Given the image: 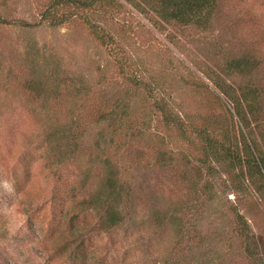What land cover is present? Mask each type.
Segmentation results:
<instances>
[{
  "label": "rangeland",
  "instance_id": "1",
  "mask_svg": "<svg viewBox=\"0 0 264 264\" xmlns=\"http://www.w3.org/2000/svg\"><path fill=\"white\" fill-rule=\"evenodd\" d=\"M51 2L0 0V18L30 24L0 27V264H242L229 210L243 213L264 253V185L251 186L238 170H197L193 162L202 160L197 135L240 138L223 126L228 114L208 77L237 85L226 67L246 55L259 74L242 81L264 85V2L222 0L220 15L201 29L163 22L141 11V0H113L112 16H95V23L118 52L100 46L78 18L42 23ZM122 69L139 87L126 112L150 129L119 154L137 194L120 226L92 231L79 248V240L66 239L72 223L95 221L76 202L101 183L96 120L123 94ZM161 98L187 117L200 145L188 149L157 127ZM58 126L81 136L74 155L68 131L54 136ZM168 158L172 168L161 170Z\"/></svg>",
  "mask_w": 264,
  "mask_h": 264
},
{
  "label": "trees",
  "instance_id": "2",
  "mask_svg": "<svg viewBox=\"0 0 264 264\" xmlns=\"http://www.w3.org/2000/svg\"><path fill=\"white\" fill-rule=\"evenodd\" d=\"M221 1L141 0L143 10H140L151 12L161 21L174 23L182 28L207 29L220 15ZM255 1L264 2V0ZM51 3L48 9L42 13V23L58 27L69 22L70 18H78L100 46H106L107 49L111 51L115 49L118 52V48L113 47L112 36H109L103 28L95 23V16H112L111 13L118 5L113 0H52ZM6 26L28 28L30 24L0 18V27ZM121 71V79L126 82L121 91L123 94L115 98L111 106L112 110L106 116L100 115L96 120L99 131L94 147L98 150V157H100L98 161L102 170L101 183L86 198L76 202L78 211L93 212L95 221L86 225L85 222H81L84 227L78 228L74 227L78 226L77 224L72 223L66 239L79 240V248L84 246L85 236L92 231L108 232L120 226L128 215L129 203L137 194V189L131 187L132 180L130 182L127 178L128 174L126 173H129V165L121 159L123 157L119 154L123 151L124 145L127 146V150L125 149L127 152L129 145L132 146L140 136L142 137V131L149 132L150 129L145 118L130 117L126 112L128 96L139 87L134 75L123 69ZM226 71L228 75L239 77L241 81L233 86L224 82H214L210 77L208 79L214 83L215 89L223 98L220 99L217 96L220 107L225 109V113L228 114L222 116L223 126H226L227 129H237L240 138H229L227 134L216 141L215 131L210 134L204 133L203 136L197 135L201 139L202 160L198 164L195 160L193 162L197 170L223 169L226 173L238 170L251 186L258 182L264 185V85L242 81L258 75L259 69L252 64V57L245 55L231 60ZM102 75L103 73L100 76L102 77ZM142 89L147 91L145 85ZM76 93L82 95L83 98L88 96L80 89ZM227 103L232 106L233 114L226 108ZM156 109L159 111L156 117L157 127L168 133L170 135L168 138L171 141L175 140V143L185 144L188 149L195 148L196 143L200 145V142H196V136H193L187 117L177 114L172 103L161 98L156 102ZM65 130L58 126L56 130L54 129V136L57 133L64 135L68 131L65 136L68 141V153H70L68 155H74L79 151L78 144H80L81 136L75 131L66 130L65 132ZM168 151L167 148V151L160 150L159 153L166 157L169 154ZM63 154L60 155L62 160ZM165 160L166 162L160 164L159 168L161 170L171 169L172 158ZM190 162L187 163L190 164ZM204 188H208V184ZM197 201L204 204L213 202V199L197 197ZM229 212L234 226L232 233H234L236 241L241 244L242 264H264V253L260 252V242L253 234L243 213L238 210H229ZM81 255L84 256L83 251Z\"/></svg>",
  "mask_w": 264,
  "mask_h": 264
}]
</instances>
